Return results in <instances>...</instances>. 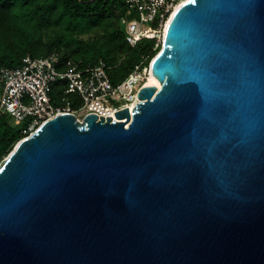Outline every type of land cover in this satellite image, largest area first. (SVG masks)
<instances>
[{"label":"water","instance_id":"1","mask_svg":"<svg viewBox=\"0 0 264 264\" xmlns=\"http://www.w3.org/2000/svg\"><path fill=\"white\" fill-rule=\"evenodd\" d=\"M150 66L0 162V264H264V0H184Z\"/></svg>","mask_w":264,"mask_h":264},{"label":"trees","instance_id":"2","mask_svg":"<svg viewBox=\"0 0 264 264\" xmlns=\"http://www.w3.org/2000/svg\"><path fill=\"white\" fill-rule=\"evenodd\" d=\"M126 16L125 0H0V67H19L28 54L58 51L83 65L105 60L119 83L137 64L148 67L162 45L153 38L130 45L121 23ZM62 89L54 83L52 98L57 100ZM28 126L0 117V162L30 134Z\"/></svg>","mask_w":264,"mask_h":264},{"label":"built area","instance_id":"3","mask_svg":"<svg viewBox=\"0 0 264 264\" xmlns=\"http://www.w3.org/2000/svg\"><path fill=\"white\" fill-rule=\"evenodd\" d=\"M179 1L125 0L128 16L121 23L127 42L135 46L153 38L156 45L161 43L166 23ZM150 64H137L121 82L114 83L110 66L103 59L83 65L58 51L40 57L28 54L19 67H0V117L16 124L28 121L31 133L61 112L74 113L80 119L90 113L111 116L137 99L151 72ZM54 83L63 86L59 100L51 95Z\"/></svg>","mask_w":264,"mask_h":264},{"label":"bare ground","instance_id":"4","mask_svg":"<svg viewBox=\"0 0 264 264\" xmlns=\"http://www.w3.org/2000/svg\"><path fill=\"white\" fill-rule=\"evenodd\" d=\"M182 2H184V0H180V1L178 2V4L176 5L175 9H177V8L180 6V4H182ZM175 9H174V10H175ZM168 20H169V19H168ZM166 24H167V23H166ZM152 82H153V76H152V72H150V74L148 75L147 81H146V85H151ZM135 100H136V99H135ZM135 100H134V101H135ZM134 101H133V102H134ZM133 102H132V103H133ZM132 103H131V104H132ZM131 104H130V105H131ZM111 114H113V113H111ZM86 116H87V115L82 116V119H81V120H82L83 122L85 121V117H86Z\"/></svg>","mask_w":264,"mask_h":264},{"label":"rangeland","instance_id":"5","mask_svg":"<svg viewBox=\"0 0 264 264\" xmlns=\"http://www.w3.org/2000/svg\"><path fill=\"white\" fill-rule=\"evenodd\" d=\"M91 36H93V34H90V35H88V34H87V35H85L84 37L88 38V37H91ZM161 43H162V42H161ZM150 63H151V62H150ZM59 98H60V97H58V99H57V100H59ZM55 100H56V99H55ZM115 105H117V106H118V104H117V103H115ZM81 119H82V117H81ZM3 159H4V158H3Z\"/></svg>","mask_w":264,"mask_h":264}]
</instances>
